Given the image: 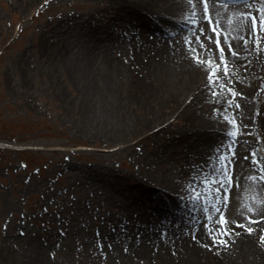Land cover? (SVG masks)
<instances>
[{
    "label": "bare ground",
    "instance_id": "1",
    "mask_svg": "<svg viewBox=\"0 0 264 264\" xmlns=\"http://www.w3.org/2000/svg\"><path fill=\"white\" fill-rule=\"evenodd\" d=\"M97 1L106 20L65 16L47 31L57 41L43 44L47 62L62 63L76 87V134L102 142L104 153L129 147L134 163L127 175L71 170L82 185L76 214L86 224L97 208L102 223L99 243L80 248L91 264H264V42L255 43L243 15H259L264 0H208L206 13L203 0ZM206 15L226 33L222 44L241 52L226 48L230 74L213 25L203 20L208 32L198 33L191 23ZM148 139L153 148L135 147ZM225 229L231 234L220 236ZM38 253L11 263L67 264Z\"/></svg>",
    "mask_w": 264,
    "mask_h": 264
},
{
    "label": "rangeland",
    "instance_id": "2",
    "mask_svg": "<svg viewBox=\"0 0 264 264\" xmlns=\"http://www.w3.org/2000/svg\"><path fill=\"white\" fill-rule=\"evenodd\" d=\"M102 5L0 0V264L38 252L67 264H91L80 243L98 244L102 223L95 218L97 208L86 224L76 214L82 185L69 176L71 170L110 167L127 175L134 167L129 147L104 153L102 142L76 134V87L63 64L47 62L43 52L45 42L57 41L48 29L69 15L101 23ZM155 141L135 147L149 150ZM65 161L71 167L60 165ZM24 236L29 244L20 241Z\"/></svg>",
    "mask_w": 264,
    "mask_h": 264
},
{
    "label": "snow or ice",
    "instance_id": "3",
    "mask_svg": "<svg viewBox=\"0 0 264 264\" xmlns=\"http://www.w3.org/2000/svg\"><path fill=\"white\" fill-rule=\"evenodd\" d=\"M197 2H199V0H197ZM219 2H235L238 4H254L255 0H219ZM204 3V11L205 13L208 11L207 5H208V0H203ZM259 15L254 14L252 11H248L246 13H244V18L246 19H250L251 21V32L254 34L255 37V43L258 45L262 42H264V39H261L258 36V33H262L264 32V9H259ZM203 20H207L208 23H211L212 29L211 32L215 33V47H218L219 49V59L220 61H223V72L225 74H230V69L228 67V61H227V57L224 55L226 48L231 52V54L233 56H238L241 54L240 51L237 50V48L234 46V44L232 42H229L227 45H223L222 44V36H226V33H221L218 28L216 27V24L213 23V18L210 15H206V16H201V17H194L191 21V23H193L194 25H197L196 28V32L198 33H205L208 32V28L206 24H203L202 21ZM209 39H211V33L209 34ZM244 43H248V41L245 39ZM219 67V66H218ZM216 70L214 69L213 72H215ZM210 78H211V74H210ZM233 81H229V83H232ZM228 91L232 92V95L235 96L236 93L235 91H233L231 88H228ZM213 95H215V93H213ZM229 104H231V100L229 101ZM236 107H240V105H236ZM232 123L235 124L236 121L232 120ZM233 156L237 155L236 152L232 153ZM255 153H252V156L255 157ZM245 159H247V157H245ZM256 163L259 164L261 163L259 160H256ZM261 172H264V167H262L260 169ZM255 179V177H253ZM224 179V178H222ZM232 179V177H227V179H224V183L227 184L228 181H230ZM261 180H264V175L260 176ZM205 184H208L209 182L207 180L204 181ZM216 192L220 193L221 192V187L217 186L216 187ZM192 192L195 193V196L193 197L194 199H199V193L196 192V189L193 188ZM227 197L225 196V199ZM217 211L219 212V209H217ZM254 211V209H253ZM262 218H264V213H262ZM249 220H252L253 223L255 222L253 220V218L251 216L248 217ZM220 223H224V216L221 213V217H220ZM237 225L240 227H246L248 232H252L253 229L251 227H247L246 225H242L239 221H237ZM231 234L228 232L227 229L224 230V232L220 233V236L223 235H228ZM261 240H264V235H262L260 237ZM213 240H215L218 244H227V240L218 238V236H213Z\"/></svg>",
    "mask_w": 264,
    "mask_h": 264
}]
</instances>
